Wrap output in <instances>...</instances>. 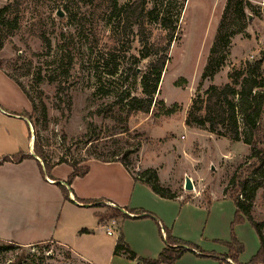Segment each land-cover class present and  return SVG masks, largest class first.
Instances as JSON below:
<instances>
[{
    "label": "rangeland",
    "instance_id": "1",
    "mask_svg": "<svg viewBox=\"0 0 264 264\" xmlns=\"http://www.w3.org/2000/svg\"><path fill=\"white\" fill-rule=\"evenodd\" d=\"M112 1L0 0V10L7 8L0 13V67L19 80L37 105L30 124L0 116V137L18 139V144H3L0 152L10 147L26 151L34 134L53 161L68 155V149L80 158L92 140L94 149L107 158L128 154L135 175L156 170L160 184L177 193L178 200L142 195L139 187L152 190L140 184L129 210H145L151 216L117 219L112 236L103 227L111 218L98 223V205L78 208L68 201L58 228L67 247L56 242L0 247V264H138L127 255L114 254L121 233L138 258L156 259L167 246L166 230L198 248L173 264H229L224 256L234 238L244 247L236 264H249L260 250L259 235L248 220L236 222L235 202L224 190L235 173L244 176L251 148L207 127L187 126L186 121L194 101L211 85H224L234 69L264 60V3L251 2L253 7L241 17L235 9L241 0H146V11L157 8L160 17L178 19V31L157 105L149 113L129 115L128 100L122 98L143 97L141 80L150 61L141 58L142 41L162 45L167 32L156 23V16L147 18L139 32L134 16L121 10L136 0H115L114 16ZM229 1L232 5L227 8ZM219 35L230 36L228 47L221 42L216 47V65L224 61L214 77H204ZM116 67L118 74L111 77ZM160 101L175 112L165 114ZM260 137L264 150V113ZM106 171L113 184H123L120 168ZM187 178L192 191L186 189ZM252 216L264 236V183Z\"/></svg>",
    "mask_w": 264,
    "mask_h": 264
},
{
    "label": "trees",
    "instance_id": "2",
    "mask_svg": "<svg viewBox=\"0 0 264 264\" xmlns=\"http://www.w3.org/2000/svg\"><path fill=\"white\" fill-rule=\"evenodd\" d=\"M233 1V0H232ZM113 8L111 16L115 15L117 8V1L113 0ZM232 2L229 1L227 8H230ZM253 7V4L249 0H241L235 4L236 13L245 16V9ZM146 0H136L124 5L121 10L129 17V14L134 16V23L137 24L139 32L143 30L144 22L147 18H153L156 16V23L167 32L165 36L164 44L155 45L151 44V39L142 41L143 48L141 50V58L143 60H150L147 66V71L143 74L141 84L143 89V97H135L128 94L127 97L123 96L122 102L128 100L127 107L129 115L132 112H144L149 113L153 107L158 103L156 99L159 93V87L161 83L162 74L165 71L166 65L169 62V50L172 42L175 40V36L178 31V19H170L165 16L160 17V12L157 8L150 11H146ZM7 8L0 10V13L6 11ZM247 17V16H246ZM223 43L225 47L230 44V36L226 37L219 35L211 52L208 64L206 66L204 77H214L223 63L224 59L218 65H216V47L219 43ZM264 60H256L253 63H248L245 67L234 69L229 74V82L221 85H211L202 96L194 101L188 118L186 121L187 126H196L199 128L207 127L210 132L220 136L228 137L234 142L243 141L251 148V156L249 162L246 165V169L243 173L244 176L237 173L230 180L229 186L224 190V195L234 200L237 207L236 222H243L248 220L254 227L260 238V250L254 256L249 264H264V236L252 216L253 203L256 198L257 191L263 186L264 183V150L261 147L260 137V120L264 113ZM0 69H2L0 67ZM119 68L116 67L109 73L111 77H115L118 74ZM6 72V71H5ZM6 74L14 80L27 95L32 103L33 113L37 110V105L34 99L27 92L25 87L14 76ZM137 75V71H134ZM160 104L165 109V114L172 115L175 109H167L164 102L160 101ZM44 110L46 106L43 105ZM23 116L32 120V114L24 112ZM32 139V134H30ZM64 140L66 138L64 137ZM89 148L85 150V155L80 158H75L71 155V150L68 149V155H62L58 160L53 161L50 156L46 154L44 145L37 137L34 138V152L35 156L39 158L38 164L40 167L41 175L45 180H54L52 176V170L61 164H68L72 167L73 172L69 176L68 180L64 183L56 181L57 186L61 189L64 199L70 200L69 189L76 178L85 177L90 167L87 163L90 160H98L104 163H121L132 175L136 182H140L148 186L156 195L161 198L175 200L178 198L177 193L172 192L169 188H165L160 184L159 174L154 169H147L139 174H133L130 165L127 161L128 154L119 156V153L112 154V158L100 151L97 147L94 149V143L92 140L87 141ZM93 146V147H92ZM94 149V150H93ZM26 159H34V156L28 153L20 152L15 155L5 156L0 160V166L5 163L19 164ZM67 186L69 188H67ZM230 186L232 189H230ZM84 205L92 206H104L106 211L104 213H97L100 222L105 218L121 219L132 218V215L147 217L151 214L145 210H129L122 209L115 206V208L105 205L104 200H83L80 201ZM136 218V217H135ZM162 231V230H161ZM87 230H82V233H88ZM167 246L159 254L156 259L150 258H138L137 255L130 249L126 243L123 234L115 244L114 254H124L133 260L140 261L138 264H173L179 258H181L186 252L198 249L192 244L182 243L179 239L172 236L171 232L165 231ZM1 248H14L19 246L13 242H5L0 240ZM7 244V245H6ZM230 252L224 256V261L229 263L228 260L237 263L239 254L243 252V245L233 239L228 243ZM206 256H214L208 254ZM223 264V263H222Z\"/></svg>",
    "mask_w": 264,
    "mask_h": 264
},
{
    "label": "crops",
    "instance_id": "3",
    "mask_svg": "<svg viewBox=\"0 0 264 264\" xmlns=\"http://www.w3.org/2000/svg\"><path fill=\"white\" fill-rule=\"evenodd\" d=\"M253 4L261 3L249 0ZM0 116L4 120L27 124L31 121L23 116L24 112L32 113V103L21 89L5 72L0 69ZM18 144L16 136L8 138L0 137V148L3 144ZM4 147V146H3ZM16 147H19L17 145ZM11 148V147H10ZM3 150L0 152V160L5 156L15 155L20 152L34 156V159H26L19 164L5 163L0 166V240L13 242L26 247L45 242H56L60 246L67 247L63 240L58 237L59 222L61 220L66 202H71L78 208H85L83 200H104L122 209H129L135 200V193L140 185L133 175L119 162L104 163L98 160H90L87 165L89 173L82 178H76L69 188L70 200H65L61 189L56 181L66 182L73 172L68 164H61L52 170L54 180H45L41 175L38 164L39 158L34 153V139H30L27 150ZM117 166L122 170L123 184H113L115 181L107 179L108 168ZM143 188V189H142ZM146 187H139V192L154 195L162 200L153 191ZM138 195H140L138 193ZM80 199V200H79ZM178 200V198H177ZM181 200V199H180ZM182 201V200H181ZM186 206L189 202L185 201ZM106 205V204H105ZM138 207V204H136ZM103 213L106 207L99 206ZM237 212V207H236ZM137 217L132 215V218ZM110 221V220H108ZM118 224H119V220ZM99 224H102L99 219ZM89 233V232H88ZM84 233V234H88ZM165 248V247H164ZM163 251V250H162ZM82 258V257H80ZM84 260V259H83ZM229 264H235L228 260Z\"/></svg>",
    "mask_w": 264,
    "mask_h": 264
},
{
    "label": "built area",
    "instance_id": "4",
    "mask_svg": "<svg viewBox=\"0 0 264 264\" xmlns=\"http://www.w3.org/2000/svg\"><path fill=\"white\" fill-rule=\"evenodd\" d=\"M35 138V135L32 134V139ZM106 205H109V206H114L110 203H105ZM115 207V206H114ZM110 223V225H108ZM118 225V221L117 219H110V221H107L105 223H103V227L106 228V231H107V234L112 236L114 234L113 230L111 229L112 226H116Z\"/></svg>",
    "mask_w": 264,
    "mask_h": 264
},
{
    "label": "water",
    "instance_id": "5",
    "mask_svg": "<svg viewBox=\"0 0 264 264\" xmlns=\"http://www.w3.org/2000/svg\"><path fill=\"white\" fill-rule=\"evenodd\" d=\"M61 17L63 16L61 13L59 14ZM186 189L187 190H190V191H192L193 190V186H192V184H191V179L190 178H187L186 179Z\"/></svg>",
    "mask_w": 264,
    "mask_h": 264
}]
</instances>
